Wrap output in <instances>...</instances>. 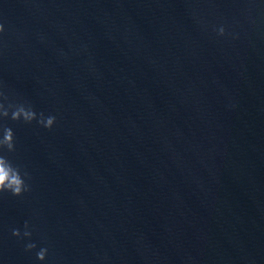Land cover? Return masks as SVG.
<instances>
[{
    "label": "clouds",
    "instance_id": "clouds-1",
    "mask_svg": "<svg viewBox=\"0 0 264 264\" xmlns=\"http://www.w3.org/2000/svg\"><path fill=\"white\" fill-rule=\"evenodd\" d=\"M4 31V27L0 24V33ZM219 35H224V28L221 27L218 30ZM2 95V94H0ZM7 99V97H5ZM11 109V114L9 110ZM10 118L13 121H23L24 123H31L34 120L42 125L44 128L51 129L55 123L54 116L45 117L43 113L39 116L32 109L31 106H25L24 104H9L6 108L4 104H0V118ZM2 137H0V151L7 150L8 152L15 151V135L11 128L3 127ZM27 172L23 175L19 167L14 166L5 156L0 155V192H10L14 196H21L24 192L29 190V186L25 182V177H27ZM25 231L23 235L25 237H30L31 232L28 231V224L25 223ZM14 236L19 237L21 235L19 229H13ZM26 250H32L36 248L35 243H28L25 245ZM47 248H41L37 253V259L40 261L45 260L47 255Z\"/></svg>",
    "mask_w": 264,
    "mask_h": 264
}]
</instances>
